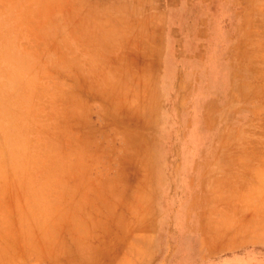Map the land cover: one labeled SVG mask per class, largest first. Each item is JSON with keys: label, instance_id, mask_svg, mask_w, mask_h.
<instances>
[{"label": "rangeland", "instance_id": "1", "mask_svg": "<svg viewBox=\"0 0 264 264\" xmlns=\"http://www.w3.org/2000/svg\"><path fill=\"white\" fill-rule=\"evenodd\" d=\"M0 264H264V0H0Z\"/></svg>", "mask_w": 264, "mask_h": 264}]
</instances>
